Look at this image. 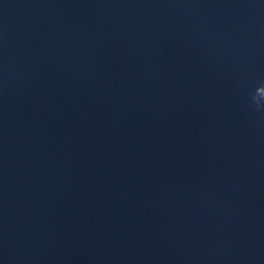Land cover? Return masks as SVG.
I'll list each match as a JSON object with an SVG mask.
<instances>
[{"label":"clouds","instance_id":"9594fccd","mask_svg":"<svg viewBox=\"0 0 264 264\" xmlns=\"http://www.w3.org/2000/svg\"><path fill=\"white\" fill-rule=\"evenodd\" d=\"M253 101L255 102L257 108L260 107V100H258L256 97H253Z\"/></svg>","mask_w":264,"mask_h":264}]
</instances>
